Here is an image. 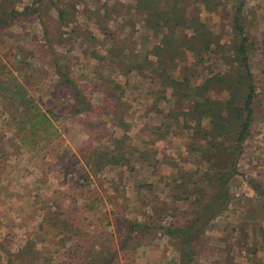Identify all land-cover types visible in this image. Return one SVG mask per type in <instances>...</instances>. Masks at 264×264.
<instances>
[{
    "label": "rangeland",
    "instance_id": "obj_1",
    "mask_svg": "<svg viewBox=\"0 0 264 264\" xmlns=\"http://www.w3.org/2000/svg\"><path fill=\"white\" fill-rule=\"evenodd\" d=\"M34 1L19 0L14 8L19 12L32 7L36 9L38 5ZM86 1L84 6L78 7L81 38L58 22L57 12L52 8L21 15L0 30V81L6 80L7 84L16 79L24 85L44 111L55 115L54 122L60 132V138L44 147L42 153L27 152L15 140L17 129L12 107L0 99V243L7 244L13 251L19 250L35 232L42 209L49 200L64 207L86 232V241L89 242L97 240L99 233H103L106 239H115L118 233L114 232L127 221L142 222L147 218L158 222L157 218L149 219L152 216L150 202L154 198L148 185H153L154 191L160 195L163 191L159 181L175 171L173 166L162 165L156 173L136 163L133 170L107 168L91 177L87 187L80 178L85 173L81 165L68 167V164L78 163L86 149L98 143L109 146L111 135L122 134L120 129L114 131L113 128V119L118 118V114L130 125L132 145L156 151V159L161 161L168 159L181 163L185 159L183 151L190 132L181 128L173 118L179 103L171 92L160 90L150 73L133 72L119 77L110 63L99 62L92 56L93 51L106 55L112 47V37L127 42L130 47H133L132 43L138 47L143 43L148 45V41L151 45V39L142 40L145 30L140 16L129 15L136 23L137 33L130 28L122 29L113 22L108 29L111 35L104 36L100 28L108 27L107 23L104 21L96 26L95 20H89L83 13L84 10L99 9L105 3H110L109 9H113L111 5L128 4L131 0H101L98 4ZM247 5L251 14L254 13L248 18L254 37L251 63L258 88L255 123L245 144L240 175L234 181L233 206L215 221L199 244L195 264H264V222L261 220L264 209L259 208L264 207V198L259 197L250 184L254 181L264 191V0H248ZM201 10L202 20L212 25L213 32L223 36L228 33L232 20L229 4L214 13L206 11L202 5ZM100 12L103 15L104 10ZM116 17L113 15L112 19ZM92 36L93 41L90 40ZM53 52L59 55L70 70L71 78L92 102L94 110L91 113L72 114L74 100L56 74ZM191 63L189 59V65ZM200 71L203 77H207L204 69ZM194 81L200 83L201 80L194 78ZM182 108L187 109V105ZM162 124V130L169 133L168 137L155 145H147L155 138L153 127ZM90 125L99 132L96 133ZM101 133L100 141L91 142ZM73 154L72 163L64 159L67 166L62 169L58 159ZM180 166L188 168L191 165L181 163ZM176 205L170 206V215L179 214L173 210ZM254 212L261 217L248 220L249 214ZM173 222L177 223L175 218L169 217L161 223L167 226ZM241 226L244 227L242 230ZM3 258L0 251V259ZM133 258H124L122 264H178L179 253L169 237L157 234L150 244L138 249Z\"/></svg>",
    "mask_w": 264,
    "mask_h": 264
},
{
    "label": "trees",
    "instance_id": "obj_2",
    "mask_svg": "<svg viewBox=\"0 0 264 264\" xmlns=\"http://www.w3.org/2000/svg\"><path fill=\"white\" fill-rule=\"evenodd\" d=\"M18 1L0 0V30L21 15L52 8L63 27L70 28L78 38L82 37L78 7L84 6L86 0H72L71 4L66 0H35L38 7L27 8L25 12L14 8ZM92 1L98 4L101 0ZM247 2L131 0L128 4H113V9H109L110 3H105L101 9L83 11L86 18L95 20L96 26L104 24V21L107 23L108 27L100 28L104 36L111 35L108 29L113 22L122 29L130 28L137 33L136 23L129 15L142 18L145 30L142 40L151 39V45L148 41V45L143 43L138 47L132 43L133 47H130L127 42L112 37V47L106 55L93 51L92 56L99 62L110 63L119 77L133 72L150 73L160 90L171 92L173 99L181 105L176 108L173 118L181 128L190 132L183 151L185 159L181 163L191 166L181 167V163L174 160L161 161L156 159V151L132 145L130 125L118 114V118L113 119V128L114 131L120 129L122 134L111 135L109 146L98 143L86 149L80 161L68 164V167L81 165L85 173L80 178L83 186L87 187L91 177L98 176L107 168L133 170L136 163L156 173L162 165L173 166L175 171L159 181L163 191L160 195L154 191L153 185H148L154 198L150 202L152 216L149 219L157 218L158 222L148 221L147 218L142 222L127 221L114 230L115 234L118 233L115 239H106L103 233H99L97 240L89 242L86 241V232L64 207L49 200L42 209L35 232L19 250H10L7 244L0 243V251L4 254L0 264H122L124 258L134 259L138 249L150 244L157 234L170 238L179 253L178 264L196 263L199 244L215 221L233 206L234 181L240 175L245 144L255 123L258 88L251 63L254 37L248 18L254 13L247 9ZM228 4L232 9V20L225 38L213 32L212 25L202 20L201 5L206 11L214 13ZM120 5L121 8L118 7ZM100 10H104L103 15ZM113 15L117 17L112 19ZM94 39L93 36L90 38L91 41ZM53 58L56 74L72 94V114L81 116L91 113L94 106L71 78L70 70L56 52H53ZM189 59L192 60L191 65ZM200 69L208 73L207 77H203ZM194 78L201 80L200 83H196ZM5 83L6 80L0 81V99L12 107L17 129L15 140L29 153H42L44 147L60 138L54 122L55 115L44 111L16 79ZM182 105H187V109H183ZM162 126L153 127L155 138L147 145H155L168 137L169 133L164 132ZM90 127L99 132L94 125ZM102 135L92 138L91 142L100 141ZM71 157L74 158L75 154L58 159L62 169L67 166L63 160L72 163ZM250 184L254 192L264 198L261 187L254 181ZM171 205H176L173 210L176 213L179 211V214L170 215ZM169 217L175 218L177 223L162 225L161 222ZM250 217L256 220L261 215L254 212L249 214L248 220ZM261 220L264 222V218Z\"/></svg>",
    "mask_w": 264,
    "mask_h": 264
}]
</instances>
